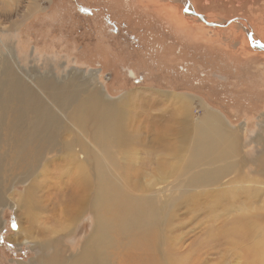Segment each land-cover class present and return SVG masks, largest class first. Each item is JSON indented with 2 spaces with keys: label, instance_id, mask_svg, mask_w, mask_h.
Listing matches in <instances>:
<instances>
[{
  "label": "rangeland",
  "instance_id": "obj_1",
  "mask_svg": "<svg viewBox=\"0 0 264 264\" xmlns=\"http://www.w3.org/2000/svg\"><path fill=\"white\" fill-rule=\"evenodd\" d=\"M185 1L0 0V264H33L40 255L36 246L49 256L41 241L29 238L37 235L45 242L59 237L64 247L80 249L94 226L93 214L70 218L61 209L78 184L76 166L88 165V141L79 127L68 131L71 115L52 109L63 127L59 136L42 142L39 158L19 154V142L5 131L12 116L2 115L8 109L2 104L7 65L37 91L35 79L43 78L60 85L57 93L68 92L63 83L71 78L75 87L80 82L115 103L138 93L140 99L158 95L159 105L126 104L130 131L146 140L132 141L130 157L117 156L133 178V195L157 197L156 206L165 211L154 228L158 259L264 264V250L256 247L264 232V47L257 46L264 45V0ZM172 94L192 99L196 118L208 108L239 135V152L227 158L233 170L213 183H187L200 171L227 163L195 168L186 163L188 146L181 148L170 134L167 119L160 123L176 112L160 97ZM112 171L117 177L122 173L113 166ZM26 189L38 201L31 216L22 199ZM167 199V206L160 204ZM109 252L112 258L118 254L115 247Z\"/></svg>",
  "mask_w": 264,
  "mask_h": 264
},
{
  "label": "bare ground",
  "instance_id": "obj_2",
  "mask_svg": "<svg viewBox=\"0 0 264 264\" xmlns=\"http://www.w3.org/2000/svg\"><path fill=\"white\" fill-rule=\"evenodd\" d=\"M187 3L185 1V4ZM189 5L188 12L192 15L190 9H193V4ZM7 66L3 77L6 87L2 104L8 109H4L2 115L9 113L12 116V123L5 131L13 141L19 142L21 150L19 154L39 158L44 152L42 142L53 140L59 136L63 127L59 117L52 109L63 110L69 116L71 115L72 123L71 125L67 124L68 131H77V127H79L80 134L88 141L85 154L88 165L84 163L76 166L78 184H73V195L63 199L61 209L67 210L66 214L70 218L82 214L83 211L93 214V230L90 236L82 242L80 249L64 247L63 244L61 245L59 237L52 241L48 240V242L41 239L44 237L41 235L29 237L37 238V242L41 241L38 245L42 249L45 247L44 250L50 251L49 256H45L42 254V250L36 246L40 255L32 263L165 264L158 259L159 244L154 233V228L165 218V211L156 206L155 203H159L157 197L140 198L141 196L133 195L134 191H131V187L135 186L133 178L125 173L128 168L119 165L117 160L119 153L130 157L127 149L131 143H142L146 140L142 135H138V131H134V133L130 131L127 125L129 116L126 104L134 100L138 107L139 104L147 103L159 105L162 102L159 101V96L154 95L149 98L146 95L148 99H140L141 96L138 93L136 96L126 97L127 100L123 102L115 103L106 101L102 93L94 88L88 91V87L80 82L75 87V80L71 78L67 79L65 83L62 82L70 90L65 93L63 91L56 92L59 84L54 85L53 82L43 78L35 79L38 91L46 96L49 102L45 103L41 100L42 98L40 99L37 90L25 86L16 77L17 75L10 72ZM83 90L87 92L81 95ZM160 97L171 101L176 111L168 118L162 116L163 121L160 123L167 119L166 124L170 134L175 136L176 140H180L181 148L184 144L188 146L186 153L188 162L186 163L190 167L212 166L218 162L227 163L229 160L227 158L231 154L236 155L239 152V135L235 131L229 130L217 113L207 108L200 117L196 118L192 110V99L186 101L187 96L172 94L169 97L166 95ZM72 105L75 106L72 107ZM133 126L135 127V125ZM170 137L167 139H172ZM109 147L112 148L109 149ZM30 148H33L31 154L27 152ZM182 153L184 152L182 151ZM232 165L231 162V164L227 163L217 169L205 168L206 170L190 177L187 183L189 186L213 183L224 173L233 170ZM112 166L122 172L119 177H117V171H112ZM262 170H264V166ZM127 178L130 180L128 181ZM32 191V189H26L22 195L30 216L34 214L32 210L38 203ZM66 195L63 193V196ZM170 201L171 199H167L160 204L167 206ZM32 230H34L33 226L28 228L29 233H32ZM21 232L27 234L25 230H21ZM112 235L116 239H113ZM31 241L33 243V240ZM110 247L117 248L118 254L114 258L109 252ZM256 247L264 250V232L259 235ZM162 258L164 257L162 256Z\"/></svg>",
  "mask_w": 264,
  "mask_h": 264
},
{
  "label": "water",
  "instance_id": "obj_3",
  "mask_svg": "<svg viewBox=\"0 0 264 264\" xmlns=\"http://www.w3.org/2000/svg\"><path fill=\"white\" fill-rule=\"evenodd\" d=\"M257 46H259L260 48L261 47H264V45H261V44H258ZM129 73L131 74V71H129ZM132 76V75H131Z\"/></svg>",
  "mask_w": 264,
  "mask_h": 264
}]
</instances>
